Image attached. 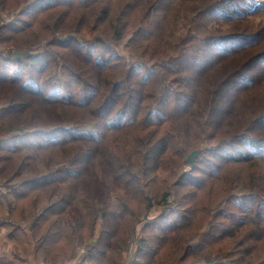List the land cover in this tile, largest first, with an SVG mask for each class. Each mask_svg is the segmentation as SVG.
Masks as SVG:
<instances>
[{
    "label": "trees",
    "instance_id": "16d2710c",
    "mask_svg": "<svg viewBox=\"0 0 264 264\" xmlns=\"http://www.w3.org/2000/svg\"><path fill=\"white\" fill-rule=\"evenodd\" d=\"M148 1L0 0V227L29 264H264V0H205L228 27L172 52Z\"/></svg>",
    "mask_w": 264,
    "mask_h": 264
},
{
    "label": "rangeland",
    "instance_id": "374dc122",
    "mask_svg": "<svg viewBox=\"0 0 264 264\" xmlns=\"http://www.w3.org/2000/svg\"><path fill=\"white\" fill-rule=\"evenodd\" d=\"M204 1L205 0H157L153 4H150V1H148V4L151 5L150 9L144 6L143 10L147 16L145 20L146 26L153 31L154 40L158 41L168 50L175 48L178 43H180L181 47L187 48V45L191 42L187 43L188 40L184 42L183 40L187 37H191V35L198 34L199 32H213L226 29L228 25L224 20H220V23H218L214 18L208 19L206 24L198 22L202 25H197V22H195L196 9H198L197 7ZM257 2L258 0H255V3ZM252 8L253 5H251L250 9L252 10ZM248 19H255L254 21L264 25V14L249 16ZM170 52H172V50ZM111 200L110 209L117 212L119 210V203L115 198ZM170 201L172 200L170 199ZM160 210V208H155L151 214L156 215ZM115 219L117 218L113 217V221H115ZM140 228L141 226L138 227V230H140ZM207 228L208 227L202 228V231L205 232ZM98 229L99 225L97 226L96 236L98 234ZM13 243L14 240L7 238L4 234V229L0 227V257L3 255L12 256V264H29L27 253L18 254L16 257L13 256ZM135 246L131 249L130 257L125 255L126 263L130 262L133 258Z\"/></svg>",
    "mask_w": 264,
    "mask_h": 264
},
{
    "label": "water",
    "instance_id": "95a60500",
    "mask_svg": "<svg viewBox=\"0 0 264 264\" xmlns=\"http://www.w3.org/2000/svg\"><path fill=\"white\" fill-rule=\"evenodd\" d=\"M23 54L22 52H14V55L17 56V55H21ZM199 150H194L187 158L188 160V166H192L193 165V162H194V158L195 156L197 155Z\"/></svg>",
    "mask_w": 264,
    "mask_h": 264
},
{
    "label": "built area",
    "instance_id": "2783aa9c",
    "mask_svg": "<svg viewBox=\"0 0 264 264\" xmlns=\"http://www.w3.org/2000/svg\"><path fill=\"white\" fill-rule=\"evenodd\" d=\"M80 252H83V249H81Z\"/></svg>",
    "mask_w": 264,
    "mask_h": 264
}]
</instances>
